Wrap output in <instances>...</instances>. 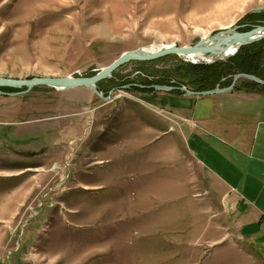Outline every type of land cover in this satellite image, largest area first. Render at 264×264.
<instances>
[{"label":"rangeland","instance_id":"1","mask_svg":"<svg viewBox=\"0 0 264 264\" xmlns=\"http://www.w3.org/2000/svg\"><path fill=\"white\" fill-rule=\"evenodd\" d=\"M256 13L264 0H0V77H87L125 51L264 24ZM170 55L117 68V84L99 81L107 99L85 86L0 88L18 92L0 94V264H246L179 118L141 101L145 78L173 81L171 68L192 63ZM240 107L258 145L264 97ZM136 116L164 120V151Z\"/></svg>","mask_w":264,"mask_h":264},{"label":"crops","instance_id":"2","mask_svg":"<svg viewBox=\"0 0 264 264\" xmlns=\"http://www.w3.org/2000/svg\"><path fill=\"white\" fill-rule=\"evenodd\" d=\"M141 97L144 107L168 109L179 118L185 148L203 175L199 181L209 184L220 204L231 206L227 217L233 229L228 227L229 241L234 246L243 242L248 250L246 264H264V141L250 143L245 119L251 114L240 107L244 102H258L264 94L230 89L211 95L154 91ZM159 121L153 124L136 116V124L150 134L149 144L169 134L162 129L164 120ZM159 144L164 151V142Z\"/></svg>","mask_w":264,"mask_h":264},{"label":"water","instance_id":"3","mask_svg":"<svg viewBox=\"0 0 264 264\" xmlns=\"http://www.w3.org/2000/svg\"><path fill=\"white\" fill-rule=\"evenodd\" d=\"M238 26L228 27L222 31H218L209 37H204L198 40L191 46H177L173 43L170 46H161L155 50H146L145 47H141L135 50L125 51L119 55L110 64L99 69L95 74L87 77L78 76H63V77H33L30 79H15L0 77V88H25L20 93H25L36 85H48L54 88H73L79 86H85L95 92L102 99H107L110 96H105L102 91L97 89V83L104 79L112 77V73L120 66L130 61H151L166 55H197L199 57L205 55L207 57L203 59L197 57L196 60H187L192 63H213L216 61H224L227 58L235 55L242 45H248L254 42H258L264 39V24L253 25L249 30L239 31ZM227 52H231L229 55L224 56ZM239 78H245L254 81L258 84L264 85V80L256 77L255 75L238 73L233 76V81L228 87H220L217 85L214 89L206 91H193L184 85L170 86V85H149L148 88L154 89V91H172L180 90L187 95H211L219 92H224L232 89L236 81ZM123 87H127L124 85ZM18 92L5 93L0 90V94L16 95ZM32 155H35L33 153Z\"/></svg>","mask_w":264,"mask_h":264},{"label":"trees","instance_id":"4","mask_svg":"<svg viewBox=\"0 0 264 264\" xmlns=\"http://www.w3.org/2000/svg\"><path fill=\"white\" fill-rule=\"evenodd\" d=\"M250 18H252L251 22H259L264 20V13L251 14ZM252 26L253 25H247L241 30H249ZM171 57L173 56H165L146 62L139 61V63H155ZM144 71L149 74L153 73V71H149L147 69H144ZM169 71H171V75L174 78L173 81L165 80L164 82L155 80V82H153L159 85H165L168 83L170 86L177 87L185 85L194 91H206L214 89L217 85L222 88L228 87L233 81V76L238 73L255 75L261 80H264V39L248 45H242L235 55L224 61H216L211 64H192L182 61L180 66L178 65L175 68H171ZM117 75L118 72L114 71L112 73V79H109L108 81L117 84V82H115ZM153 82L149 79H144V83L148 85ZM108 84H110L109 86H113L111 83ZM96 86L100 91L106 94V89L102 86L101 82H98ZM5 89L14 90V88ZM142 89H144V92L146 93L154 92V89L152 88L142 87ZM232 90H245L264 94V85L244 79L236 82L232 87ZM170 92L174 94H184L178 89Z\"/></svg>","mask_w":264,"mask_h":264},{"label":"bare ground","instance_id":"5","mask_svg":"<svg viewBox=\"0 0 264 264\" xmlns=\"http://www.w3.org/2000/svg\"><path fill=\"white\" fill-rule=\"evenodd\" d=\"M170 45H172V43H170V44H163V45H161V46H170ZM161 46H159V47H161ZM159 47H154V46H149V47H145V49L146 50H155L156 48H159ZM231 52H227L224 56H227V55H229ZM182 57H184L185 59H187V60H196V58L197 57H199V56H197V55H187V56H184V55H181ZM203 57V59H205L206 58V60H207V57L205 56V55H203V56H201V57H199V58H202ZM197 61V60H196ZM56 89V88H55ZM57 89H62V88H57Z\"/></svg>","mask_w":264,"mask_h":264},{"label":"built area","instance_id":"6","mask_svg":"<svg viewBox=\"0 0 264 264\" xmlns=\"http://www.w3.org/2000/svg\"><path fill=\"white\" fill-rule=\"evenodd\" d=\"M42 205V204H41Z\"/></svg>","mask_w":264,"mask_h":264}]
</instances>
